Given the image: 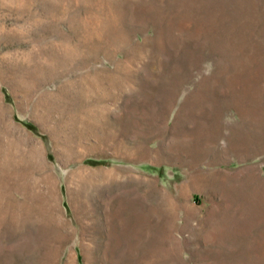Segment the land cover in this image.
<instances>
[{
  "label": "rangeland",
  "instance_id": "rangeland-1",
  "mask_svg": "<svg viewBox=\"0 0 264 264\" xmlns=\"http://www.w3.org/2000/svg\"><path fill=\"white\" fill-rule=\"evenodd\" d=\"M4 158L0 264H264V0H0Z\"/></svg>",
  "mask_w": 264,
  "mask_h": 264
},
{
  "label": "bare ground",
  "instance_id": "bare-ground-1",
  "mask_svg": "<svg viewBox=\"0 0 264 264\" xmlns=\"http://www.w3.org/2000/svg\"><path fill=\"white\" fill-rule=\"evenodd\" d=\"M45 61H46L45 65L41 64V63L40 64L37 63L36 67L32 68V69L30 68L27 73H37V74H44V75L45 74L51 75V74H58V73L61 74L63 71H65L66 64H67L68 60H45ZM51 77H52V75H51ZM80 91H81V88H79L76 91L78 93L74 94L75 92H70V90H68L67 87H63L61 89V92H62V97L64 99H62V101L58 100V101H54V102H52V101L51 102H45L44 101L45 113L40 116V120L42 122H44L45 124H47L46 123L47 117L50 118V116H52L53 111L56 109H57V111H59V113L62 110L63 113L65 112L67 114L68 110H69L68 108H70L69 104L72 105L73 109L74 108L76 109V108H79L80 106H82L81 100L79 98V94H81ZM26 93L28 94V91H26ZM53 100H56V99H53ZM42 104H43V102H42ZM73 104L75 105L74 107H73ZM72 108H70V109L72 110ZM58 131H59V126L57 124H55L51 128L52 136L55 139H57V137H58ZM23 154L22 153L20 154V151L18 150L17 160L20 159V157L21 158L25 157L24 159H28L32 163H35V161L37 160V158L40 154V149L37 145L30 143L26 155L23 156ZM17 160H15L14 158H4V159L0 160V172L6 173V172H9L11 169L15 170L14 165L16 164ZM20 160H22V159H20Z\"/></svg>",
  "mask_w": 264,
  "mask_h": 264
}]
</instances>
